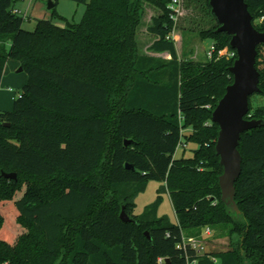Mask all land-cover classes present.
<instances>
[{
	"label": "trees",
	"instance_id": "16d2710c",
	"mask_svg": "<svg viewBox=\"0 0 264 264\" xmlns=\"http://www.w3.org/2000/svg\"><path fill=\"white\" fill-rule=\"evenodd\" d=\"M21 1L0 0V83L9 59L28 74L14 109L0 111V264H187L177 247L204 226L226 229L230 245L189 250L198 264H264V105L250 102V118L263 125L240 140L239 212L219 186L212 115L238 56L182 62L172 0H69L86 6L80 23L40 19L34 31L15 12ZM246 2L264 32V0ZM147 7L161 12L147 28L149 52L168 53L167 61L139 52ZM212 15L217 23L201 38L235 51ZM256 61L264 97V44ZM181 143L196 146L192 156L183 149L175 158ZM13 173L17 180L3 176ZM151 181L162 182L159 196L135 215ZM162 193L176 222L158 215ZM123 208L134 222L120 219Z\"/></svg>",
	"mask_w": 264,
	"mask_h": 264
},
{
	"label": "water",
	"instance_id": "95a60500",
	"mask_svg": "<svg viewBox=\"0 0 264 264\" xmlns=\"http://www.w3.org/2000/svg\"><path fill=\"white\" fill-rule=\"evenodd\" d=\"M49 10L55 8V4H48ZM212 14L218 20L219 33L231 36V48L237 52V59L230 69L234 82L227 87L226 95L218 103L212 122L220 126L217 139L216 153L221 157L223 174L219 178V186L222 189V201L239 212L235 202L236 181L242 174L243 157L239 151L241 137L250 130L261 127L262 121L252 119L250 102L254 95L260 94V73L257 70L258 48L264 44V32H259L254 27V17L250 14L246 0H210ZM19 72H24L20 68ZM129 146L131 140H125ZM128 169H134L127 165ZM6 179L17 180V174H3ZM120 219L125 222H134L123 208ZM150 239V234L146 232ZM169 263V260H166Z\"/></svg>",
	"mask_w": 264,
	"mask_h": 264
},
{
	"label": "rangeland",
	"instance_id": "374dc122",
	"mask_svg": "<svg viewBox=\"0 0 264 264\" xmlns=\"http://www.w3.org/2000/svg\"><path fill=\"white\" fill-rule=\"evenodd\" d=\"M210 0H182L181 16L174 22L175 45L178 48L180 60L183 62H209L207 52L209 46L213 43L210 39H202L200 32L207 30L216 25L215 17L211 13L209 7ZM55 4L56 14L53 16V10H49V3ZM16 9L19 11V16L24 18L25 22L23 28L28 31H34L37 20L51 19L58 25H66L67 23L78 24L82 21V17L86 11V6L77 4L69 0H23L16 4ZM161 12L153 7H147L143 24L140 27L137 35L138 49L141 54H148L151 43L155 40V36L147 32L153 16L160 15ZM155 55V54H154ZM159 55V54H158ZM156 57V56H155ZM164 61L169 60V54H160L157 56ZM11 62H14L11 59ZM21 67L11 70L15 76L27 75L26 72H19ZM10 73V72H9ZM12 87V86H10ZM9 88V87H8ZM21 89L13 87L15 100L19 97ZM253 108L264 105V97L254 95L251 98ZM185 133L188 131L185 130ZM194 144L188 145L185 152V158L192 156V150L195 149ZM183 151L179 150L175 154V158H180ZM162 186L160 181L149 182L145 192L135 199L134 214L140 216L147 206L153 204L159 196V189ZM161 205L159 206L158 215L166 216L171 222H176V213L174 206L171 203L170 197L167 193L161 195ZM206 226H204L205 228ZM201 230L198 237L206 244V250L209 253H217L229 249V239L226 236V229L223 227H216L212 229L210 236H202Z\"/></svg>",
	"mask_w": 264,
	"mask_h": 264
},
{
	"label": "built area",
	"instance_id": "2783aa9c",
	"mask_svg": "<svg viewBox=\"0 0 264 264\" xmlns=\"http://www.w3.org/2000/svg\"><path fill=\"white\" fill-rule=\"evenodd\" d=\"M181 6H182V0H172V2L169 4L168 8L170 10V17H172V20L176 22L180 16H181ZM17 14H19V11H15ZM172 38L175 40V32L172 35ZM217 53V57H227L228 59L234 58L237 53L235 51H229V49H224L217 51L214 44L210 46V49L207 52V57L212 60ZM188 147L187 144L181 143L178 147V150H183ZM212 233V229L208 226H206L202 232V236H210ZM183 241L178 245V249L181 250L187 257V264H198V259H191L190 254L188 253L189 250H192L194 253H196V256H202L205 255L206 250V244L200 240L198 237H186L183 235ZM213 261L216 262L215 258H212ZM163 261V259H161Z\"/></svg>",
	"mask_w": 264,
	"mask_h": 264
},
{
	"label": "crops",
	"instance_id": "0c3cea01",
	"mask_svg": "<svg viewBox=\"0 0 264 264\" xmlns=\"http://www.w3.org/2000/svg\"><path fill=\"white\" fill-rule=\"evenodd\" d=\"M60 26L64 27L65 25H60ZM146 55H149V56L152 55L154 57L155 56L157 57L160 54L158 55L157 53L151 52V53H148ZM170 58L171 57L169 55L168 59H170ZM13 61H15V60H13ZM17 67H20L19 62L15 61V63H14V62H11V59H9V61L7 62L6 66L4 68L5 71H4V74H3V77H2V80L0 83V85H1L0 86V111L11 112L14 109V105H15L16 100L14 97L13 87L14 88L18 87V88L22 89L26 85V82L28 81L27 75L26 76L25 75L15 76L12 74L11 70L16 69ZM10 86H12V87H10ZM177 151H179V150H177Z\"/></svg>",
	"mask_w": 264,
	"mask_h": 264
}]
</instances>
